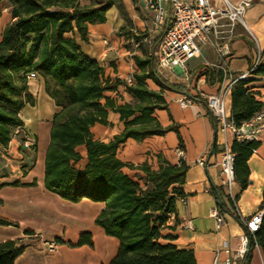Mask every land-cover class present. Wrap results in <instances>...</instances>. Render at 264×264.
I'll list each match as a JSON object with an SVG mask.
<instances>
[{
    "label": "trees",
    "instance_id": "1",
    "mask_svg": "<svg viewBox=\"0 0 264 264\" xmlns=\"http://www.w3.org/2000/svg\"><path fill=\"white\" fill-rule=\"evenodd\" d=\"M7 2L11 20L0 36V145L8 148L13 128L24 125L19 111L26 95L31 96L25 75L36 72L57 108L50 119L43 184L45 189L72 203L82 199L103 203L94 223L117 240V249L107 262L99 264H197L193 250L179 248L174 243L175 235L166 231L170 229L168 219L177 211L178 199L185 195V162L180 159L175 164L160 161L157 167L146 162L135 166L118 156L119 148L128 139L140 142L176 131L174 126L160 124L155 111L166 108L164 96L146 83L151 79L163 89L175 86L157 74L155 53L144 59L134 58L139 71L133 74L134 83L127 84L120 78L106 76L96 60L81 52L74 38L65 36L77 32L86 41L87 25L104 22L112 0H91L89 5L75 4L74 0ZM214 71L222 79L221 69ZM253 73L264 76V64ZM250 81V77L239 79L231 87L230 113L237 124L264 106L250 90ZM50 84L61 92L63 101L51 91ZM119 86L130 100L116 99ZM3 105L14 110L8 111ZM109 112L118 115L122 127L108 140L97 139L91 128L96 123L111 125ZM257 146L258 141L252 140H233L231 144L235 154L234 177L241 187L247 185V160ZM6 185L32 183L24 184L14 178L0 182V189ZM229 204L233 205L231 199ZM216 205L223 211L225 202L218 199ZM259 210L261 224L254 235L257 244L264 248V191ZM13 223L0 217L2 226ZM66 243L72 247H94L92 234L87 230L79 233L75 243ZM24 249L18 239L1 240L0 264H15ZM249 257L250 253L243 264H248Z\"/></svg>",
    "mask_w": 264,
    "mask_h": 264
},
{
    "label": "crops",
    "instance_id": "2",
    "mask_svg": "<svg viewBox=\"0 0 264 264\" xmlns=\"http://www.w3.org/2000/svg\"><path fill=\"white\" fill-rule=\"evenodd\" d=\"M112 1L113 3L105 12L104 22L87 25L86 41L81 40L77 32H68L65 36L74 38L81 52L96 60L103 67L106 76L123 80L125 76H133L135 71H139L135 64V57L144 59L155 53L157 65L162 31L154 27L152 23L153 12L141 0ZM209 1L215 7L223 5V0ZM227 1L237 4L242 0ZM2 3L1 1L0 28L9 22V5ZM74 3L89 5L91 0H74ZM243 20L244 25L239 22L235 23L232 33H229L228 27L225 25L226 19L221 18L220 22L223 25L220 27V36L223 38L216 39L211 35L214 43L220 44L227 41V55H221L210 42L202 43L199 46V54L187 61L185 70L174 69L171 78H169V84L175 86L164 88L161 91L166 102V108L156 111L161 125L163 127L174 126L176 131H168L163 135H154L142 140L144 142L148 138H153L156 142V152L162 153L167 159L169 153L170 163L175 164L182 159L187 165L185 181L182 186L185 202L183 203L178 199L177 211L168 219L167 225L170 226V229L166 231L175 235L174 243L179 248L193 250L197 264H213L215 250L227 245L235 246L238 235L244 229L236 216L237 213L233 205L229 204L228 192L226 188L220 185L218 176L219 153L222 144L224 141L232 144L233 138L230 134L224 135L217 132L215 120L210 115L204 100L200 97V93L218 92L225 84L223 78H218V74L214 71L218 69L215 65L223 64L230 73L238 74L248 70L258 50L264 51V0H251L250 6L243 14ZM189 61L191 63L188 66ZM261 64H264V60ZM37 77L38 80H36ZM172 77H176V79L172 80ZM250 78V90L254 93L255 98L264 104V76L254 75ZM35 86H37V90L39 88L45 90L44 80L39 74L27 83L28 92L33 94V87ZM147 86L150 89L160 91L159 85L155 81L151 84L148 83ZM188 94L193 96L194 103L187 108H181L177 99ZM196 97L202 100L196 99ZM230 105L231 98L230 93H228L227 108L229 111ZM171 107L176 111L174 117L169 113L167 116L165 112ZM115 118L119 121L116 113L109 112V122ZM47 124L45 134L41 136L43 137L42 143H40L38 132H36L38 174L36 175L34 170V161L31 166L24 169L23 173L18 172L12 178L6 177L4 172L0 171V182L18 178L21 183H32V185L26 186L6 185L0 189V199L3 201L0 207H7L8 209L2 216L18 222V226L15 227L0 226V231L7 229V232H0V241L4 239L24 241L25 229L42 230L45 226L36 223L34 219L36 211L30 207L31 203L44 202L46 199L52 198L58 202V199H62L45 189L43 184V162L49 142L50 122ZM119 125H121L120 121ZM104 126L98 123L93 125L91 131L95 138L109 139L95 133L97 129ZM172 132H176L177 139L170 136L169 133ZM166 137H170L168 144L164 140ZM214 137L215 144L212 147ZM135 142L133 139H128L119 148L118 155L123 161L130 162L123 155L120 156V149L124 150L126 146ZM10 144L11 141L9 146ZM9 146L5 148L0 145V166L5 164L3 160L5 159V152L10 148ZM179 146L183 150L182 158L175 154V148ZM204 154H206L205 165L201 166L196 163V159ZM247 165L249 168L247 185L241 187L237 180L232 185L237 211L241 216H249L259 210L262 201V191H264V133L260 135L256 151L249 156ZM6 189L12 192L11 196L3 195L2 192ZM218 199L225 202L224 210L221 211L224 214L225 223L219 229H215L214 219L209 215V210L216 205ZM85 202L98 205L99 210L103 206L101 202H93L88 199H82L75 205L81 207V204ZM186 220L191 221L192 227L185 226ZM11 228L13 229L11 230ZM96 231V234L93 233V248L87 245L72 247L66 244H58L54 250H49L44 246L41 239H30L26 242L27 246L23 253L15 259V264H99L100 262H107L117 249V240L106 235L99 226H97ZM54 232L58 233L59 230L54 229ZM96 235H98L99 241L96 240ZM69 239L74 241L77 238L75 237L73 240L69 237ZM249 253L248 264H264V248L262 246L253 247Z\"/></svg>",
    "mask_w": 264,
    "mask_h": 264
},
{
    "label": "built area",
    "instance_id": "3",
    "mask_svg": "<svg viewBox=\"0 0 264 264\" xmlns=\"http://www.w3.org/2000/svg\"><path fill=\"white\" fill-rule=\"evenodd\" d=\"M145 6L153 12L152 23L155 28L161 30L159 51L157 57V69L159 73L169 79L174 69L185 70L187 61L199 54V46L202 43L210 42L221 55L228 54L227 41L214 43L211 35L216 39L220 36L221 18L226 19L225 25L228 32L232 33L234 24L239 22L244 25L243 14L250 6L251 0H242L232 4L223 0L221 7L213 6L209 0H141ZM264 60V51L258 50L248 70L238 74L230 73L225 65H215L222 71V78L225 84L216 93H200L206 107L215 120L216 130L224 135H232L233 140H260L264 133V106L256 111L249 119L235 123L227 108V94L230 93L233 83L239 79H247L254 76V69ZM36 72H29L25 75L26 82L36 77ZM127 84L134 83L132 75L124 77ZM191 94L181 96L177 103L181 108H187L194 103ZM27 144L28 141L25 140ZM179 158L183 156V150L177 148ZM256 149H253L255 152ZM234 152L231 144L224 141L219 153V183L226 188L229 199L237 216L244 226L243 231L238 235L235 246L227 245L215 250L213 264H243L247 254L253 247H257L255 232L260 228L262 210H257L249 216L239 215L236 207V197L232 193L234 177ZM206 154L196 159V163L204 166ZM183 203L184 197L179 198ZM209 215L214 219L215 229H219L225 223L224 214L215 205L209 210ZM186 227H192L190 220L185 221ZM54 243L48 244V249H55Z\"/></svg>",
    "mask_w": 264,
    "mask_h": 264
},
{
    "label": "rangeland",
    "instance_id": "4",
    "mask_svg": "<svg viewBox=\"0 0 264 264\" xmlns=\"http://www.w3.org/2000/svg\"><path fill=\"white\" fill-rule=\"evenodd\" d=\"M2 2L3 5L8 4L7 0H2ZM10 20H11V13L9 7V21ZM6 24L0 28V36ZM190 63L191 62L189 61L188 66ZM155 69L157 74L163 80H165L167 83H170L169 79L164 78L159 73L157 69V65L155 66ZM172 78H173L172 80L176 79V77H172ZM36 80H38V77ZM149 80L150 81L148 80L146 81L147 85L148 83L151 84L153 82L151 79ZM49 86L51 91L55 92L56 96L58 97V100L60 102L63 101V96L61 92L55 91L54 87H52L51 84ZM159 88L160 91H162L163 88H161L160 86ZM25 99L26 100L21 110L19 111V114L23 119L24 125L22 127L13 128L11 135V144L9 146L10 148L8 149L7 152H5L6 154L4 153L5 159L3 160V162L5 164L0 166V171L4 172L5 176L9 178H12L16 173L18 174V172L23 173L24 169L31 166L33 161H34V170L36 172V175L38 174L39 165L37 163L38 145L36 141L37 138L36 132H38L37 133L38 138L40 139V143H42L43 137L41 136L45 134L48 125L47 122H50L53 112L57 109L54 100L46 92V90L43 91L40 88L39 90H37V86L33 87V94H31V96L28 98L26 95ZM116 99L119 100V102H123L124 100H130V97L125 93L124 88L122 86L118 87V94L116 96ZM3 107L8 111L14 110L13 107L8 105H3ZM165 112L167 116L169 113L172 117H174L173 115H175L176 113V111L172 107L166 110ZM155 116L159 120L157 111H155ZM110 122L111 125H105L104 127H101V129H97L95 133L99 136H102L103 138H110L112 134H114L115 132H119L118 130L119 127L121 126L119 125V121H117L115 118L113 119V121ZM169 134L170 136H172V138L175 139L178 138L176 137L177 136L176 132H172ZM25 140L28 141L27 144L23 143ZM164 140H166L168 144L170 141V137H166ZM164 144L167 145L166 142H164ZM177 148H180V146L175 148L176 155H177V151H176ZM119 154L120 156L123 155L125 158L129 159L130 160L129 163H132L135 166L143 162H146L150 164L152 167H157L160 161H169L170 158L169 153L167 159L166 157L163 156L162 153L156 152V142L154 141L153 138L150 139L148 138L144 142L143 141L135 142L134 144L126 146L124 150L120 149ZM2 193L3 195H8V196L12 195V192L8 191L7 189L4 190ZM58 200L59 201L57 202L52 198L48 200L46 199L44 202L31 203L30 207L36 211L34 213L36 216L33 215L35 217L34 219L36 223L44 225L45 227L42 230H37V229L33 230L30 228L25 229V230H30V232H26L24 230L25 240L19 241L21 244L25 245L26 247L27 246L26 242H28V240L39 238L43 241L44 246L48 249L49 243H54L56 246L60 244L57 240L59 238L60 240L65 242L63 244L68 245L66 242L69 241L75 243L77 240V239L74 240L75 237L78 238L79 233L85 230L89 231L92 234V238H93V233L94 234L97 233L96 231L97 226L94 223V218L99 211L98 205L92 204L90 202H85L81 204V207L79 206L77 207L75 203L63 201L62 199H58ZM2 202L3 201L1 200L0 204H2ZM7 211H8L7 207H0V217L10 220L9 218L2 216L3 213ZM10 221H13L14 223L11 225H7L5 227L18 226L17 221L14 220H10ZM12 229L13 228H11V230ZM54 229H58L59 232L55 233ZM2 231L7 232V229H2ZM69 237H71L74 241L70 240ZM95 237L96 240L99 241L98 235H96Z\"/></svg>",
    "mask_w": 264,
    "mask_h": 264
},
{
    "label": "water",
    "instance_id": "5",
    "mask_svg": "<svg viewBox=\"0 0 264 264\" xmlns=\"http://www.w3.org/2000/svg\"><path fill=\"white\" fill-rule=\"evenodd\" d=\"M214 144H215V137H214V139H213L212 147L214 146Z\"/></svg>",
    "mask_w": 264,
    "mask_h": 264
}]
</instances>
